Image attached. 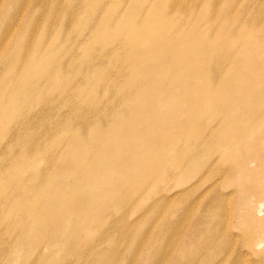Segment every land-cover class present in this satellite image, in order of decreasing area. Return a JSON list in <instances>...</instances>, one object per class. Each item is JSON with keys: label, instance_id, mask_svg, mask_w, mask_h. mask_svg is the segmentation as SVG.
Wrapping results in <instances>:
<instances>
[{"label": "bare ground", "instance_id": "1", "mask_svg": "<svg viewBox=\"0 0 264 264\" xmlns=\"http://www.w3.org/2000/svg\"><path fill=\"white\" fill-rule=\"evenodd\" d=\"M49 1L53 10L71 15L67 3L64 7L68 9L61 7L60 0ZM124 1L127 8L119 24L120 30L126 31L118 33L108 28L106 21ZM206 1L191 25L199 28L205 20L208 33L178 26L177 17L193 7L184 0H157L151 11L142 10L135 0H111L82 53L67 23L62 25L51 8L45 25H53L55 33L47 44L38 40L22 46L19 38L25 34H20L9 51H0L1 57L10 60L8 74L20 64L18 75L34 79L29 90L36 100H45L59 83L65 89L73 87L71 81L82 73L80 81L75 79L73 91L100 113V122L76 119L73 125L80 131L73 133L64 147L58 142L51 145L61 148L55 160L47 159L48 147L40 141L25 138L20 140L13 162L4 167L10 178L14 175L10 168L19 174L22 163L31 160L29 180L37 181L31 184L33 198L24 213L32 220L46 214L48 225L53 227L48 234L59 240L56 246L70 234L67 220L71 214L80 220L74 250L96 246L97 240L90 241L84 235L86 222L101 225V240L109 226L105 224L107 209L118 213L122 204H133L147 192L156 193L164 172L182 186L178 198L182 213L198 204L193 211L195 222L184 235L212 237L224 243L231 241L233 234L243 235L247 247L257 250L260 246V239H264V0H251L246 5L247 0ZM101 2L83 0L81 8L91 13ZM217 5L222 6L217 10ZM239 17H248L247 22H240ZM58 39L66 49L50 48ZM116 40L120 47L115 46ZM83 53L88 55L85 61ZM112 63L119 75L113 81L108 68ZM7 78L0 81V96L5 95ZM27 82L20 85L26 95L30 93ZM100 82V87L113 91L121 108L102 102L96 92ZM51 99L48 102L52 105ZM8 101L14 104L13 95ZM13 117L7 118L12 121ZM69 125L64 124L62 131ZM3 128L0 124V135L6 132ZM42 159L46 166L39 173L35 165ZM17 181L0 187V193L10 188L14 191ZM201 187H205L203 194L184 203V195L192 196ZM15 197V205L26 203L19 195ZM38 202L40 206H36ZM30 227L29 223L24 227L26 234ZM225 250L223 247L220 252ZM52 257L54 264L59 257ZM95 261L101 263V258L95 257Z\"/></svg>", "mask_w": 264, "mask_h": 264}, {"label": "rangeland", "instance_id": "2", "mask_svg": "<svg viewBox=\"0 0 264 264\" xmlns=\"http://www.w3.org/2000/svg\"><path fill=\"white\" fill-rule=\"evenodd\" d=\"M11 1L12 0H9V2L8 0H0V51L2 50V54L9 51V48L11 49V42L20 34H25L19 38L21 40L19 43L22 42V46L24 43L31 44L38 40L41 44H47L55 33L53 25H45L47 16L53 10L51 2L49 0H15V4L10 5L9 3ZM82 1L83 0H60V3H62L61 7H64L65 3H67V6L69 5L70 8L67 6L64 8L71 9L70 16L64 14V12L61 13L56 11V9L53 10L54 13L56 12L55 14L53 13L54 16L58 20L60 19L59 22H63H60L62 25L67 23L68 29L71 30L73 42L79 46L80 53L86 48L88 42L87 38L93 30V27L99 22L102 14L109 8L111 3V0H102V2L94 8L93 12L86 13L81 8ZM135 1L142 10L146 8L151 11L157 0H148L147 3L143 0ZM184 1L192 3L193 7L184 11L185 13L177 17L178 26L186 31L191 30L208 33L210 27L209 23L205 20L201 22L199 28H193L191 25L193 16L198 14L203 6L207 5V1ZM249 2H251V0H247L243 4L246 5ZM237 5L238 3L235 6ZM221 6L222 5H217L215 8L218 10ZM49 8L52 10L50 9L51 11H49ZM126 8L127 2L124 1L121 4L120 10L107 19L106 24L108 28L118 33L126 31H121L120 29H122V27L119 24V19H124L123 16ZM209 8L213 10L212 7ZM221 10L222 9L219 11ZM247 19L248 17H239L238 20L240 22H247ZM25 24L26 26H24ZM128 24L129 23H127V25ZM236 25L237 23L232 27L236 29ZM24 36L26 37L23 38ZM57 43L60 45H57ZM59 46L61 49H66V45L63 46L59 39L58 42H53L50 48L55 49ZM115 46L120 47L119 40L115 41ZM26 53H28V48L26 49ZM82 55L81 59L83 61L88 59V55L85 53ZM19 57L21 58V55ZM5 58H8V56L3 58L0 54V81L8 77L7 85L3 89L5 95L0 96V121L2 122L0 124L3 125V129L6 130L3 135L2 133L0 135V160H2V158L4 159L0 161V164H2V162L5 163L1 165L3 168L6 164L13 162L14 155L19 151L20 140L22 139L28 138L33 141L34 139L40 141L44 146L48 147L47 159L53 161L59 155L61 148L58 149L56 147L57 145H51L54 142H58V145L64 147L70 136L80 131L79 128L73 125L76 119L95 122L102 121L100 113L90 108V104L84 103L81 96L75 94L73 91L75 79L76 81H80L83 75L82 73L71 81L73 87L65 89L61 86V83H59L45 100H36L35 97H33V92L29 90V87H33L35 83L34 79L32 80L29 77L18 75L20 68H22L20 64L14 66L11 69L13 75L8 76L11 75V72L9 74L7 72V65H9L10 60H6ZM108 66L111 80H117L119 77L116 70L117 66L113 63ZM95 79V77L90 79V82H93ZM26 81H28L27 91L30 92L28 95H26L22 87H20V85L26 83ZM102 83L103 82H100L97 85L98 88L96 90L102 102L104 103L107 100L117 108H121L113 91H107L105 87H100ZM0 92L2 94V90ZM11 95L14 97V104H10L8 101ZM49 99L53 101L52 105L48 102ZM66 99H68V101L62 103ZM10 115L14 116L12 121H9L7 118ZM64 124L70 125L62 131L61 128ZM1 166L0 169H2ZM45 166L46 163L42 159L35 165V168L41 173ZM21 167L22 171L19 174L15 172V169L14 171L10 168V171H13H11V173L14 174L9 175L10 178H8L5 173V168L4 171L2 170L3 173L0 171V187L8 184L10 181L13 182L17 180L20 182V185L22 184L23 186H17V181L16 185L14 184L13 187L14 191H10L11 188L9 186L10 189H8V191L10 192L2 191L0 193V264H36L40 262V260H43L42 264H53L50 258L52 255L54 259L55 256L59 257L57 261L55 260L54 264H106L107 262L108 264H233L234 261V264H264V239H260V246L255 250L245 245L243 242L245 237L243 235L236 236V234H233V239L227 242L229 243L228 245L224 243V241H216L212 237L199 238L198 236L197 238L196 236V238H190L189 234L184 235L183 232L185 230L187 231L190 225L195 222L193 211L195 212V207H197L198 204L194 203L191 210L182 213V206L178 202L179 192L182 186L178 185L176 178L170 176L166 172L162 174V181L156 193L154 192L155 194L147 192L143 198L134 201L133 204H122L118 208V213L116 210L114 211L113 208L107 209L105 224H109V226L106 228L104 238L101 240L98 238L102 233L101 225L94 221L86 222L84 235L88 236L90 241L97 240L96 246L90 248L88 246H83L84 248L78 251L74 250L77 233L75 230L80 227V220L76 214H71L67 220L70 234L64 238L65 240L62 241L63 243L56 246L55 242H59V240L56 238L57 236L54 237L48 234L53 227L51 224L48 225L47 216L43 214V210L39 208L44 217L41 216L38 219L36 218V220H32L30 216L24 213L28 206L26 204L33 198L31 184L36 182L37 178L32 181L29 180L32 170L30 159H26ZM11 186L13 185L11 184ZM204 188L205 187H201L199 190H195L196 192L192 196L189 194L184 195L186 197L184 203H191L196 196L199 197L200 194H203L202 192L205 191L203 190ZM16 195H19L26 203L15 205L14 199H16V197L14 198V196ZM36 206H40V202H38ZM261 215H264V207L262 208ZM179 218H182L180 224H178L180 221ZM27 223L31 224L29 228L31 232L29 234H26L24 231V227ZM134 226L135 228L133 229L135 230H131ZM124 229L126 230L124 231ZM175 229L176 232L178 231L177 233ZM23 231L25 233H23ZM231 231L237 232L236 229H232ZM43 234H45V236ZM120 234L125 236V239H118L115 236H121ZM129 234L131 235L129 236ZM127 236L128 238H126ZM40 237L41 239L36 246H32L34 245V241ZM171 237H173V239H171ZM169 241L170 243H166ZM165 245H167V247H164ZM112 247L116 248L113 250ZM223 247L226 249L224 253L220 252ZM163 249L166 252H164ZM139 251L141 252L139 253ZM112 253L113 256L111 257ZM243 256L253 261H249L248 263L244 262ZM45 257L49 263H47L46 260L44 261ZM95 257H100L101 263L96 262ZM168 257L169 260H167Z\"/></svg>", "mask_w": 264, "mask_h": 264}]
</instances>
